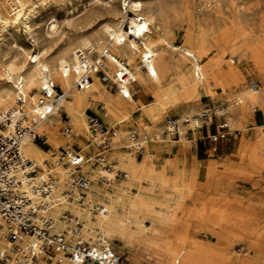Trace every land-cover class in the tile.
<instances>
[{"label": "bare ground", "instance_id": "obj_1", "mask_svg": "<svg viewBox=\"0 0 264 264\" xmlns=\"http://www.w3.org/2000/svg\"><path fill=\"white\" fill-rule=\"evenodd\" d=\"M7 4L8 7H0L1 29L21 24L31 37L33 48L21 49L14 57L0 55V111L10 110L16 102L17 94L11 84L15 77L22 81L27 93L36 96L47 69L54 82L66 92V98L61 108L39 125V133L46 136L49 145L55 149L76 143L84 151L92 152L99 142L98 134L86 117V110L92 109L106 124L117 129L116 136L108 141L109 151L116 163L129 172L130 179L119 184L106 165L108 158L104 155L95 158L82 168L88 185L81 191L72 186V171L56 169L55 165L48 169L46 172L56 170L58 173L53 190L44 201L51 217L53 214L55 230L67 231V238L75 241L73 229L80 228L84 238L91 243L108 245V249H113L109 244L112 239H119L122 250L133 257L127 264H264V248L260 246L264 229H258L261 223H246L248 230L239 233L243 217L229 218L223 213L221 205L230 203L232 209L238 205L234 206L229 199L223 200V197L231 198L232 194L218 177L215 164H209L205 171L200 166L190 177L181 176V182L187 186L185 190L178 183V176L170 174L167 160L160 169L150 163L153 158L150 152L156 143L182 142L186 146L189 130L197 132L203 122H209L215 108L203 105L204 96L222 109L230 133L247 134L254 126L261 129L252 136V141L239 148L237 162L263 161L264 123L254 125L251 118L258 110L264 112V87L257 89L247 85L243 67L251 63L264 81V21L249 31L227 24L205 28L202 32L192 27L188 40L178 46L169 33L166 11L172 19L192 18L186 12L188 9H182L181 3L153 9L141 0H111L106 2L112 15L111 22L95 29L92 21H85L81 29L86 30L80 32L77 42L56 47L53 45L59 32L56 21L48 25L50 40L39 42L35 37L30 20L37 3L28 5L25 0H7ZM251 11L252 8L246 10ZM124 22L130 31L122 28ZM198 38L202 39L199 41ZM206 39L212 41L210 48L203 43ZM104 48H108L110 57L115 59L106 60V71L111 79L109 84L115 86L116 93L107 91V85L96 74H93L89 89H76L73 68L79 63L78 52L93 58L90 55L94 51L100 53ZM213 50L216 56L210 57ZM117 72L127 76L126 84L119 82ZM133 84L153 102L145 104L136 99ZM216 86L222 89L221 94L215 91ZM120 89L130 97L124 98ZM137 112H142L148 120L137 121L134 118ZM202 112H207L208 117L196 125L194 119ZM61 113L69 119L67 124L72 130L69 135H62L59 128L63 123ZM170 113L179 122L178 140L171 138L172 132L168 129L166 116ZM5 132L10 133L11 127L7 126ZM138 148L139 151L146 149L143 162L134 158L133 152ZM20 150L36 165L47 167L50 159L55 164L56 157L43 151L30 138L22 141ZM229 161L230 158L224 164ZM100 164L106 166L101 168ZM104 174H109L105 181H114V184L105 182L112 192L100 183ZM201 176L203 187L198 185ZM190 180L197 182L196 188L190 186ZM23 187L27 188L26 180H23ZM209 190L213 194L203 197ZM94 200L104 206L91 203ZM208 205L211 214L216 216L211 220L205 210ZM183 208L187 212L181 215ZM95 211L100 214L93 213ZM198 232H204L206 239H199ZM238 237L247 241L254 252L241 255L234 251L231 244ZM0 244L3 248L8 245L5 228H0ZM134 245L141 249L138 255H134ZM42 257L40 264H49V261L50 264L69 263L63 254ZM53 259L57 260L53 263Z\"/></svg>", "mask_w": 264, "mask_h": 264}, {"label": "built area", "instance_id": "obj_2", "mask_svg": "<svg viewBox=\"0 0 264 264\" xmlns=\"http://www.w3.org/2000/svg\"><path fill=\"white\" fill-rule=\"evenodd\" d=\"M122 28L130 31L126 22L122 24ZM78 53L79 63L73 68V86L76 89H89L93 74L98 75L103 84L111 83L106 71V60L115 59L110 57L108 48H104L93 58L81 51ZM117 77L121 84L128 82L124 74L121 76L117 72ZM13 86L17 94L16 102L10 110L0 112V228H5L8 239L5 248L0 244V264H39L40 256L53 254H63L70 264H126L116 249H108L86 240L80 228L73 229L72 238L75 241L67 238V231L55 230V222L44 201L52 192L58 173L56 170L46 172L25 158L20 146L27 138L35 142L43 140L44 136L39 133L38 127L61 108L66 92L54 82L47 69L44 70L36 96L25 91L20 79H15ZM120 91L124 98L130 97L123 89ZM213 111V115L219 118V133L207 136L205 140L217 142L219 139H225L230 132L222 109L215 108ZM207 117L208 113L202 112L200 116L195 117L194 122L198 125ZM88 122L99 136L96 151L86 152L79 144H67L59 148L55 161L56 169L66 168L73 172L72 186L81 191L88 185V179L82 172L83 166L105 155L110 150L109 139L117 134L114 126H106L93 112L88 113ZM167 125L173 136L179 139L178 120L170 119ZM7 126L11 127L10 133L5 132ZM206 126L204 122L200 129ZM64 132L71 134V128L66 127ZM23 180H26L27 188L23 187ZM102 254L104 257H101Z\"/></svg>", "mask_w": 264, "mask_h": 264}, {"label": "rangeland", "instance_id": "obj_3", "mask_svg": "<svg viewBox=\"0 0 264 264\" xmlns=\"http://www.w3.org/2000/svg\"><path fill=\"white\" fill-rule=\"evenodd\" d=\"M25 1L27 2L28 5L34 2L37 3L34 6V13L31 14L32 16L30 20V25L34 31L36 39L39 42L50 40L47 36L48 25L52 21L57 22L59 27V32L54 37V41H53V45L56 47L63 45L67 42H77L79 40L80 32L86 30V29H81L82 28L81 26L85 21H92L93 28L101 29L105 23L111 22L112 20L111 12L107 10L109 7L108 5H106V2L111 0H25ZM115 1L119 2V0H115ZM141 1L144 3L146 7H150L153 9H157L161 6L173 5V4L175 5L179 3H181L182 9L185 10L188 9L186 10V12L187 13L189 12L188 14L189 15L191 14L190 16L192 18L187 16L186 18L180 17L177 19H172V17L169 15L170 14L169 11H166L168 13L167 18L170 21L169 33L174 36L175 38L174 43L178 46L184 45V43L188 40V35L190 34V29L192 27L202 32L203 29L205 30V28L209 29L217 25L221 27L227 24L232 26L234 25L239 26L240 28L249 31L250 29L257 27L260 23L264 21V0H141ZM4 5L8 7L7 0H0V7L3 8ZM248 8H252L253 11L246 12ZM129 16L132 17L133 13L130 12ZM201 39L202 38H198L199 41ZM211 42H212L211 40L206 39L203 43L205 46L210 48L212 45ZM31 48H33L32 39L29 36V34L25 32L21 24H19L16 27L14 26L9 27L7 30H2L0 26V55H5L7 57H14L17 55V52L19 50L31 49ZM97 54H99V52L94 51L90 56L94 57ZM214 56H216V51L213 50L210 52V57H214ZM207 61L208 59L206 60V62ZM243 71L247 77L246 80L247 85L257 89L264 87L263 79H261V77L257 73V69L254 68V66L251 63H248L246 66H244ZM15 79L18 78L15 77ZM11 84H12V88L14 89L13 86L14 83ZM108 85L107 87L105 86L106 90L109 91L110 93H116V88L111 84ZM133 86L135 89L134 97L136 99H139L142 97V95H144L145 98L142 99V101L145 104H151L153 102V99L145 95L142 91H140V89L136 84H133ZM215 91L218 94L222 93V89L219 86H216ZM201 102L207 108H209V106H211V108H220L218 106L213 105L211 103V100L205 96L203 97ZM90 111L92 112V109L87 110L88 113ZM0 112H4V111H0ZM87 112L86 114L88 115ZM213 112L214 111L211 112V119L209 120V122L207 123L205 122L207 126L203 128L206 130L209 127L211 129L212 134L217 132L219 133V131L217 130V124L219 123V118L215 117L213 115ZM173 113H170L166 117L169 120L173 119L175 116ZM255 113L251 118L252 123L254 125H256L254 123V118H253ZM141 114L142 112H137L134 115V118L137 121L148 120L146 117H143ZM61 120L63 121V123L59 128L62 132V135L63 134L65 135L64 132L65 128L69 126L67 124L69 119L67 118V115L65 113H61ZM263 123H264V119L262 122H260L257 125H262ZM104 124L108 127H112L110 124H106V123ZM260 130H261L260 128L254 126V127H250V130L247 132V134H244L243 132H231L226 138L231 137L232 142H234L236 146L241 148L248 141H252L253 140L252 136L255 134V132ZM198 133H199L198 131L197 132L193 131V134L195 135H197ZM211 133H209L208 136H211L212 135ZM189 136L190 135H187V138H189ZM191 137L193 139V142H188L186 146L182 142H179L178 144L174 142H170V143L160 142V143H156L153 149L155 148L163 149L164 147L169 148L168 146L170 145L173 147H180V145L182 144V146H185L187 148L186 151H188L193 146V144L196 143V141H198V139L201 138L203 142L205 141L203 132L199 134L198 137L197 136L196 137L191 136ZM173 138L175 140H178V137L176 138L173 136ZM206 142L208 144L214 143V142H210L209 140H207ZM35 143H37L43 151L48 152L50 155H53L54 157H57V155L59 154V149H55L52 146H50L49 143L47 142L46 136L43 137L42 141H37ZM140 148L136 149L134 152L133 151L131 152H133L136 161L143 162L144 159L146 158V149L143 148L144 150L139 151ZM239 155L240 154L238 151V157H240ZM104 156L108 158L106 161L107 163L106 165H108V167L111 169L110 172L111 175H115V179L117 183L121 184L123 180L130 179L128 177L129 174L128 170L116 163V160L113 159L112 157L111 151H108ZM234 157L235 156H231L232 160L229 161L228 165L224 164L227 160L220 161L224 164L225 168L223 169V171H218V177L223 181L229 193L232 194L231 198L223 197V200L226 201L225 199L227 200L229 199V201L233 203L234 206L235 205L238 206L237 208L232 209L231 204L226 203L221 205L220 209L229 218L234 217L236 219H240L241 217L242 219L243 217L244 222H242L243 226L240 227V229L238 230L239 233L244 232V230H248V227H246V225H249L251 223L253 224L261 223L258 229L263 230L264 229V159H262L263 160L262 162L245 164L235 161V159H233ZM53 161H54L53 159H50L51 163L50 165L48 164L47 167L39 164L38 166L44 168L45 171H47L48 169L50 170L51 168H53V166L55 165L52 164ZM194 162L196 166H194L195 169L193 170L192 174H196L200 166L203 167V163L201 161L195 160ZM150 163L153 164L156 169L161 168V166L155 165L154 156L151 159ZM210 163L215 164L217 166V161L213 160L210 161L208 164ZM198 164L199 166H197ZM106 165L100 164V167L104 168ZM104 175L105 178H103L104 180L100 181V183L103 187L108 188L109 191L112 192V188L107 186L106 183L114 184V181H110V182L105 181V179L109 177V174H104ZM180 185L183 188H185V190H187V186H185L183 182H180ZM198 185L199 187L201 186L203 187L201 183H198ZM81 194L83 193L81 192ZM212 194H213L212 191L210 192L209 190V192L207 193L205 192L202 196L206 198L207 196H210ZM87 198L89 199L88 194H87ZM91 203L101 205L102 207L104 206V204L99 200H94ZM79 205L81 206L80 203ZM205 210L207 211L208 217H211L209 218L210 220L216 217L211 214L212 212L210 205H208ZM186 212L187 209L183 208L181 215H184ZM93 213L97 215L100 214V212L98 211H95ZM232 235L235 236L233 233ZM196 236L202 240L206 239V234L204 232H198L196 233ZM261 238L262 240H260V246L264 248V232L262 233ZM109 244L110 246L113 247V249H116L118 254L122 256L123 261L126 264L129 262V260L133 258L131 254H128L126 251L122 250V244L119 239H116L115 241L112 239ZM231 246L234 251H237V253L241 255L251 254L254 252L251 249V247H249V245L247 244V241L239 237L236 241H234L231 244ZM108 247L109 246L107 245L106 248ZM133 248H134V255H138L141 250L140 247L134 245ZM51 256H54V254ZM56 260L57 259H53V263ZM48 263L50 264L52 262L49 261Z\"/></svg>", "mask_w": 264, "mask_h": 264}, {"label": "crops", "instance_id": "obj_4", "mask_svg": "<svg viewBox=\"0 0 264 264\" xmlns=\"http://www.w3.org/2000/svg\"><path fill=\"white\" fill-rule=\"evenodd\" d=\"M144 98H145L144 95H142V97L139 99L142 101V99H144ZM87 110H89V109H87ZM87 110H86V112H87ZM93 113H95V112H93ZM87 116L88 115L86 114V117ZM253 118H254V123L256 125L259 124L264 119V112L258 110L255 113ZM103 122H104V120H103ZM198 132L199 133L197 135H195V134H193V131L189 130L188 135H190V136L188 138V142H193V139L191 136H193V137L197 136L198 137L199 134H201L202 132L204 133V137L206 138L209 135V133H211V129L208 127L206 130L203 129L201 131V129H200ZM171 138L173 140H175L173 138L172 134H171ZM206 141L207 140H205L203 142L201 140V138L198 139V141H196V143H194L193 146L188 151H186L187 148L185 146L180 145V147H173L170 145V146H168L169 148H167V147H164L163 149L155 148L154 151L153 152L151 151L150 153L151 154L153 153L156 166H162L164 164L165 160H167L169 172L171 175L178 176V183L181 182V176L190 177L192 175V172L195 169L194 166H196L195 162H194L195 160L201 161L203 163V167H202L203 171L206 170V167L209 165L208 163L210 161H213V160L218 161L217 162V170L218 171H223V169L225 168L224 164L220 161H226L229 158L231 161V156H235V161H238L239 147L236 146L234 142H232L231 137H228V138L222 139V140H218L217 142L209 143V144ZM96 148L97 147L95 145V149L92 151V153H94L96 151ZM228 164H229V162L227 163V165ZM197 166H199V164ZM201 178H202V176L199 178V183L201 182V184L203 185L204 179H201ZM190 186L192 188H194V187L196 188L197 182L193 183V181L190 180ZM52 217H53V214H52Z\"/></svg>", "mask_w": 264, "mask_h": 264}]
</instances>
